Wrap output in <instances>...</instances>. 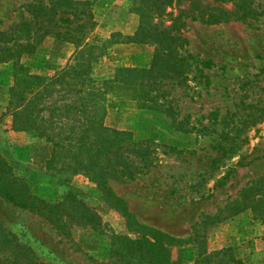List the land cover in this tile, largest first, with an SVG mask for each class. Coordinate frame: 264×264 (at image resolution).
I'll list each match as a JSON object with an SVG mask.
<instances>
[{
    "label": "rangeland",
    "instance_id": "obj_1",
    "mask_svg": "<svg viewBox=\"0 0 264 264\" xmlns=\"http://www.w3.org/2000/svg\"><path fill=\"white\" fill-rule=\"evenodd\" d=\"M36 1L0 0V30L20 15L29 17L24 5ZM87 1L79 21H56L59 36L34 25L21 61L43 75L72 63L76 37L66 38L69 33L82 35L79 43H87L96 55L89 58L93 76L112 75L118 66L146 69L156 44L125 43L123 36L137 27L144 4L151 9L149 21L163 25L183 9L171 30L183 38L176 41L178 52L188 55L183 82L160 79L155 109L141 107L131 94H106L103 123L134 140H149L155 156L153 166L133 179H110L108 186L138 223L185 239L170 247L166 264H195L201 253L225 245L246 264H264V222L249 209L225 218L218 214L247 181L264 173V0H252L257 11L253 17L214 23L192 18L195 10H185L189 0L176 6L162 0ZM222 6L230 8L231 3ZM58 16L71 19L70 14ZM11 73V62H0V151L30 178L39 197L59 207L69 231L62 234L42 216L2 198L0 225L43 264H103L114 249L129 258L121 237L135 233L94 182L80 173L66 180L50 176L44 168L50 143L11 126ZM226 172L220 185L218 179Z\"/></svg>",
    "mask_w": 264,
    "mask_h": 264
},
{
    "label": "trees",
    "instance_id": "obj_2",
    "mask_svg": "<svg viewBox=\"0 0 264 264\" xmlns=\"http://www.w3.org/2000/svg\"><path fill=\"white\" fill-rule=\"evenodd\" d=\"M162 1L165 4L174 1L175 6L180 2ZM225 2L231 3L230 8L222 6ZM87 4V0H50L46 4L43 0L29 2L24 5L29 17L20 15L17 22L0 30V62H11L12 83L7 101L11 126L31 131L50 143L49 155L44 160V168L50 176L66 180L73 174H83L94 182L104 200L125 217L128 227L135 233L133 238L121 237L125 251L127 249L131 252L129 258L114 249L110 250L103 264H166L170 247L185 239L138 223L125 209L124 202L108 186L110 179L130 180L142 170L153 166L154 150L149 140H134L126 131L106 126L103 123L104 101L107 93L122 92L131 94L141 107L155 109L160 105L156 100L160 79L183 82L189 66L186 60L188 55L178 52L176 41H182L183 38L171 30L179 24L184 10L178 9L179 13L171 18L169 25L149 21L146 13L151 9L146 4L139 11L141 14L137 27L131 35L123 36L122 42L152 41L156 44L150 66L146 69L118 66L112 75L93 76L89 58L96 55L90 52L91 47L87 43H79L84 38L82 35L66 33L68 39L76 37L72 39L76 47L73 62L53 71L51 75L31 72L29 66L21 61L22 54L27 53L31 45V28L34 25L44 26L45 33L59 36L61 33L56 30L59 26L56 21H79ZM188 7L196 12L191 17L202 23L245 20L257 14L252 0H209L205 4L200 0H189L185 10L188 11ZM57 12L70 14L71 19L67 16L56 17ZM83 23L81 21L76 26L81 28ZM143 29L146 30L145 34ZM227 176L228 172L218 179V183L222 185ZM0 198L35 212L58 232L68 234V221L63 219V212L55 204L39 197L34 192L30 178L18 173L2 151ZM246 209L264 222V173L247 181L237 198L227 202L218 214L225 218ZM89 219H92L91 215ZM194 263L246 264L235 255L230 245L201 253ZM0 264L43 263L37 261L29 247L17 241L0 225Z\"/></svg>",
    "mask_w": 264,
    "mask_h": 264
}]
</instances>
